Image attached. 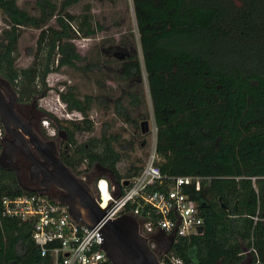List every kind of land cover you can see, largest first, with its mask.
<instances>
[{"label": "trees", "instance_id": "1", "mask_svg": "<svg viewBox=\"0 0 264 264\" xmlns=\"http://www.w3.org/2000/svg\"><path fill=\"white\" fill-rule=\"evenodd\" d=\"M17 1L0 0L6 24L0 33V77L17 95V105L35 106L50 90L47 77L64 68L83 74L122 68V80L144 72L156 129L157 166L167 178L162 187L152 184L146 192L167 191L169 178L201 179L198 191H183L200 212L202 232L177 237L159 260L264 264V0H95L111 6L128 1L137 33V40L132 29L118 41L103 38V56L96 59L81 55L75 44L105 30L89 4L81 14L69 12L84 0H36V15L19 8ZM23 28L39 30V35L32 64L19 69L16 51ZM64 85L59 99L81 118H53L70 148L63 163L78 177L93 174L100 165L130 186L144 164L131 158L136 152L133 142L121 140L109 125L83 142L76 139L93 132L89 113L94 103L106 107L108 101L81 96L75 86ZM112 109L138 131L142 148L147 135H142L138 120L144 116H131L141 111L140 97L128 92ZM16 111L21 116L17 107ZM120 164L125 166L122 173ZM31 194L18 185L13 172L0 168V264H51L32 238V222L1 215L4 198ZM137 204L128 203L124 214L138 208L139 217L157 221L148 207Z\"/></svg>", "mask_w": 264, "mask_h": 264}, {"label": "built area", "instance_id": "2", "mask_svg": "<svg viewBox=\"0 0 264 264\" xmlns=\"http://www.w3.org/2000/svg\"><path fill=\"white\" fill-rule=\"evenodd\" d=\"M2 129L0 128V139ZM156 129L150 142V149L139 175L132 184L124 187L119 198L114 197L115 188L111 186L108 177L99 175L92 183V189L101 209L105 210L102 221L93 228L81 226L69 215L65 205L58 198L46 195L31 194L2 200V216L17 218L21 221L33 223L32 238L40 248L41 256H49L51 264H100L107 262L105 253L101 250L103 238L100 229L104 222L113 220L124 214L125 206L131 202H138V206H145L157 217L153 223L139 217L138 208L133 215L138 220L140 233L149 239L152 249L156 244L151 237L163 231L166 235L177 237L198 234L203 225V219L194 202L185 194L183 189L200 188L199 177L169 178L167 191L146 192L152 184L159 187L167 179L162 176L157 163ZM92 170L91 172H93ZM87 175H82L85 180ZM168 254H161L166 256ZM171 264L180 261L170 257Z\"/></svg>", "mask_w": 264, "mask_h": 264}, {"label": "rangeland", "instance_id": "3", "mask_svg": "<svg viewBox=\"0 0 264 264\" xmlns=\"http://www.w3.org/2000/svg\"><path fill=\"white\" fill-rule=\"evenodd\" d=\"M35 1L36 0H18L17 4L19 8L32 15H36ZM53 1L60 2L61 0ZM86 4L90 5L94 17L104 24L105 30L97 34L94 38H81L75 40L76 47L81 55L90 59H96L99 54L103 56L100 52L102 39L111 36L118 41L120 38L126 36L128 29L133 30L135 40H137L134 16L128 1L127 4L125 1H119L117 4L111 6L106 3H99L95 0H84L69 9V12L74 15L81 14L85 11ZM5 27L6 24L2 21L0 16V33ZM38 35L39 30L33 28L22 29L16 51L17 68L23 69L32 64ZM135 48L139 61L141 62L138 42H135ZM122 74V68L106 67L85 74L69 68H64L59 73H53L47 77L46 81L50 90L45 96L39 97L36 100L33 111H31L32 104L16 105V107L21 114V117L25 120L28 121V119L33 116L34 127L36 130L44 132L47 137H52V139L54 138L53 141L59 142L62 139L56 135L57 124L53 118H56L57 120H75L81 118L80 114L77 112H68L65 104L59 99L58 93L64 91L66 88L64 84L75 86L81 96L89 95L95 100L99 97L104 98L108 101L106 107L103 106L102 103L100 105L94 103V107L89 113V118L94 122L93 132L90 134L78 135L76 138L77 141L83 142L89 136H97L104 125H109V131L120 135L121 140H127L134 143L136 152L132 154L131 158H140L142 164L145 159V154L149 152L150 142L154 133V123L145 74L141 69L139 76H131L125 80L121 79ZM128 92H134L137 94L140 97L141 102V111H135L131 116L136 118L141 114L144 118L138 120L139 127L144 121H146L148 125L147 136L144 140L145 145L142 148H140V144L143 139L138 134V131L135 133V130L130 125L125 124L113 113L112 106L114 101L121 96H126ZM22 161V159L19 160L17 165L20 167L22 166L21 181L22 184L25 185L28 181V173L26 167H23L24 163ZM124 167V164H120L118 165V170L122 173ZM94 178V173L86 178L90 187H92V180ZM50 196L53 199L58 198L57 196Z\"/></svg>", "mask_w": 264, "mask_h": 264}, {"label": "water", "instance_id": "4", "mask_svg": "<svg viewBox=\"0 0 264 264\" xmlns=\"http://www.w3.org/2000/svg\"><path fill=\"white\" fill-rule=\"evenodd\" d=\"M16 104L17 95L10 84L0 77V125L4 131L0 140V168L13 172L24 191L44 195L43 191H32L23 186L20 169L15 162L20 154L29 163L31 179L40 175L45 190L54 186L63 193L58 200L66 206L72 219L83 227H95L104 218L105 210L100 208L93 189L62 162L52 140L44 141L34 131L32 119L26 121L17 113ZM140 126L142 134H145L148 131L147 122H142ZM58 136H65L64 131L59 130ZM95 170L99 175L108 177L115 188V198H119L122 189L129 185L128 181H117L114 173L105 167L96 165ZM100 232L103 238L101 250L110 264H164L150 247L149 239L140 233L138 220L133 215L122 214L104 222ZM197 232L200 234L202 227ZM150 239L161 254H168L175 241L173 234L166 235L163 231Z\"/></svg>", "mask_w": 264, "mask_h": 264}, {"label": "flooded vegetation", "instance_id": "5", "mask_svg": "<svg viewBox=\"0 0 264 264\" xmlns=\"http://www.w3.org/2000/svg\"><path fill=\"white\" fill-rule=\"evenodd\" d=\"M17 105V104H16ZM34 107L35 106H33L32 107V110L31 111H33L34 110ZM24 119V118H23ZM29 119H32V122H33V116L32 117H30ZM28 119V120H29ZM27 121V120H26ZM33 129H34V131L41 137V139L42 140H52L53 141V139H52V137H47L45 134H44V132H40V131H38V130H36L35 129V127H34V122H33ZM141 127V126H140ZM60 131H62V130H60ZM148 132V131H147ZM147 132L145 133V134H142V135H146L147 134ZM58 133H59V129L57 130V136H58ZM65 133V132H64ZM59 137V136H58ZM61 137V139L62 140H60L59 142H56V141H53L54 143H55V149H56V151H57V153H58V155H59V157H60V159L62 160V157L64 156V155H66L67 154V152L69 151V145L67 144V135L65 134V136H60ZM23 160L22 162L24 163V165H23V167L25 166L26 167V171H27V173H28V181L26 182V184L25 185H23L25 188H27V189H29V190H32V191H38V192H42L43 191V194L44 195H47V196H50V195H53V196H57V197H59L60 195H62L63 193L59 190V189H57L56 187H54V186H49L46 190H45V187L42 185V178H41V176L39 175V177L38 178H33V179H31L30 178V175H29V163L20 155V154H18L17 156H16V158H15V162H16V164H17V162L19 161V160ZM62 162H63V160H62ZM18 167H19V169H20V174H21V170H22V166L20 167L19 165H18ZM93 173L95 174V176H96V174L98 175V173L96 172V170H94L93 171ZM89 175H87L86 176V178L88 177ZM85 178V182L88 184L89 182L87 181V179ZM94 181V179L92 180V182ZM45 190V191H44ZM123 190V189H122ZM51 197V196H50ZM153 251L157 254V256H160L161 255V252L156 248V249H153Z\"/></svg>", "mask_w": 264, "mask_h": 264}]
</instances>
